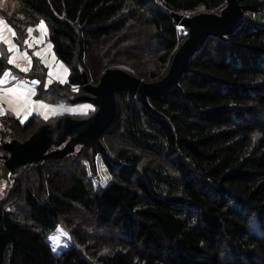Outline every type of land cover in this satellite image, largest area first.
<instances>
[{"label":"trees","instance_id":"obj_1","mask_svg":"<svg viewBox=\"0 0 264 264\" xmlns=\"http://www.w3.org/2000/svg\"><path fill=\"white\" fill-rule=\"evenodd\" d=\"M238 1L244 24L226 40L209 37L179 87L149 99L157 114L118 93L101 147L27 165L9 180L0 264H264V0ZM226 3L8 0L2 16L19 45L28 27L47 22L72 76L56 97L40 86L35 98L58 104L86 94L83 73L98 85L125 66L160 81L187 39L172 14H219ZM3 43L0 75L13 70ZM46 124L7 115L0 140L26 142ZM99 161L111 177L102 187ZM58 228L72 241L59 254L47 239Z\"/></svg>","mask_w":264,"mask_h":264},{"label":"water","instance_id":"obj_2","mask_svg":"<svg viewBox=\"0 0 264 264\" xmlns=\"http://www.w3.org/2000/svg\"><path fill=\"white\" fill-rule=\"evenodd\" d=\"M176 22L187 28V39L175 53L168 74L157 82H146L132 74L126 67L108 70L98 85L88 81L82 74L86 94L71 98L68 103H90L97 107L94 115L83 120L72 117L59 118L41 126L26 142L1 140L7 154L0 152L1 159L10 171L9 180L19 174L21 168L43 163L46 160H59L76 153L79 154L101 147V139L110 129L117 114V94L138 95L142 104L153 114L157 112L150 106L149 99L163 97L178 88L191 58L202 51L209 37L226 40L234 34L245 20L238 0H227L219 14L203 12L190 16L174 15ZM64 147H61L63 146ZM56 148V150L54 149Z\"/></svg>","mask_w":264,"mask_h":264},{"label":"rangeland","instance_id":"obj_3","mask_svg":"<svg viewBox=\"0 0 264 264\" xmlns=\"http://www.w3.org/2000/svg\"><path fill=\"white\" fill-rule=\"evenodd\" d=\"M8 5V0H0V21H2L0 23V38L9 52L7 55L8 65L13 67V70H8L7 66L4 68L7 70L6 72H10V76L0 75V79L4 81L3 84H0V131L5 129L4 119L7 115L19 119L22 123L33 115L39 116L46 123L63 117H72L76 120L85 119L83 118L85 115H88L90 111H95L93 104H72L66 102V99L61 103L53 104L40 98L42 92H47L49 97H56L58 87L69 83L72 72L57 58L53 44L49 40L47 22L43 21V25L40 22L35 27H28L27 37L23 44H17L14 29L7 24L2 16V11L7 10ZM13 9L14 4L12 3L11 10ZM198 12L207 11L202 8ZM10 47L13 50L10 51ZM1 56L2 52H0ZM10 58L14 59V63H9ZM40 86H43L41 93L37 92ZM10 89H15V92L9 91ZM35 95L40 96L35 98ZM54 149L56 150V148ZM1 156L0 154V199H5L9 186V176H7V167ZM98 169L99 181H96V185L97 187L106 186L111 181V177L101 161H99ZM65 233L66 235H64ZM47 239L52 248H56L54 252L57 254L69 249L72 243L69 234L63 228H58Z\"/></svg>","mask_w":264,"mask_h":264},{"label":"snow or ice","instance_id":"obj_4","mask_svg":"<svg viewBox=\"0 0 264 264\" xmlns=\"http://www.w3.org/2000/svg\"><path fill=\"white\" fill-rule=\"evenodd\" d=\"M0 23H2V21H0ZM41 25H43V21H41ZM29 31L31 32V29H29ZM13 35H14V33H13ZM10 51L11 50H13L11 47H10V49H9ZM9 63H14V59H12V58H10L9 59ZM23 70V69H22ZM4 76H10V72H5L4 73ZM3 80L2 79H0V84H3ZM9 91H11V92H15V89H10ZM88 107H91V106H88ZM62 231V230H61ZM64 235H66V233L64 234ZM53 251H56V248L54 247L53 248Z\"/></svg>","mask_w":264,"mask_h":264},{"label":"built area","instance_id":"obj_5","mask_svg":"<svg viewBox=\"0 0 264 264\" xmlns=\"http://www.w3.org/2000/svg\"><path fill=\"white\" fill-rule=\"evenodd\" d=\"M180 29L182 30V34H183V35H187V31H186V29H185L184 27H181ZM178 47H179V46H177V48H178ZM177 48H176V49H177Z\"/></svg>","mask_w":264,"mask_h":264},{"label":"clouds","instance_id":"obj_6","mask_svg":"<svg viewBox=\"0 0 264 264\" xmlns=\"http://www.w3.org/2000/svg\"><path fill=\"white\" fill-rule=\"evenodd\" d=\"M181 27H183V26H181ZM184 28H185V27H184ZM185 29H186V31H187V33H188V29H187V28H185ZM185 36H187V35H185ZM179 47H180V46H179ZM179 47H178V49H179ZM178 49H177V50H178Z\"/></svg>","mask_w":264,"mask_h":264},{"label":"crops","instance_id":"obj_7","mask_svg":"<svg viewBox=\"0 0 264 264\" xmlns=\"http://www.w3.org/2000/svg\"><path fill=\"white\" fill-rule=\"evenodd\" d=\"M3 19H4V17H3ZM4 20H5V19H4ZM5 21H6V20H5ZM7 24H8V23H7ZM8 25H9V24H8ZM32 94H34V93H32ZM32 94H31V95H32ZM5 95H6V94H5ZM32 96H33V95H32Z\"/></svg>","mask_w":264,"mask_h":264},{"label":"bare ground","instance_id":"obj_8","mask_svg":"<svg viewBox=\"0 0 264 264\" xmlns=\"http://www.w3.org/2000/svg\"><path fill=\"white\" fill-rule=\"evenodd\" d=\"M136 120V119H135Z\"/></svg>","mask_w":264,"mask_h":264}]
</instances>
